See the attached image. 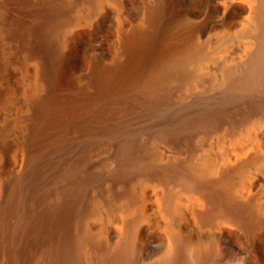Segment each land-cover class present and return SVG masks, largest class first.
I'll return each mask as SVG.
<instances>
[{"label":"bare ground","instance_id":"bare-ground-1","mask_svg":"<svg viewBox=\"0 0 264 264\" xmlns=\"http://www.w3.org/2000/svg\"><path fill=\"white\" fill-rule=\"evenodd\" d=\"M4 1L26 7L34 41L26 47L47 67L46 84L28 83L19 94L1 84L0 58V264H139L140 235L154 225L148 197L168 218L190 217L197 234L244 230L256 263L253 238L264 228V0H246L240 33L248 44L238 60L228 33L213 45L194 31L171 41L172 3L155 0L145 24L124 31L118 53L94 64L85 84L65 87L67 95L58 87L73 78L64 51L82 14L77 5L88 16L121 0ZM169 236L154 264H184L187 253V264H202L218 250L215 237L207 248L173 227Z\"/></svg>","mask_w":264,"mask_h":264},{"label":"rangeland","instance_id":"rangeland-1","mask_svg":"<svg viewBox=\"0 0 264 264\" xmlns=\"http://www.w3.org/2000/svg\"><path fill=\"white\" fill-rule=\"evenodd\" d=\"M33 1L34 0H32V2ZM37 1L41 0H36V2ZM154 1L155 0H121L120 3H105L100 11L90 13L88 16L84 13L86 5H77L82 12L80 15L81 19L79 18V22L74 27V32L68 35L64 51V61L66 60L67 62L64 63L67 68L71 69L70 77L73 78H69V84L67 83V85H64L63 81V85L61 84V87H58V90H60L59 92H61L60 95H67L69 91H71L72 86V89H76L85 84L89 80V71H91L94 64L96 65L104 61H109L117 54L120 46L121 34L124 31H130L132 27V30H134L135 27H140L142 24L144 25L146 22V6L152 4ZM161 1L172 3V22L175 23L173 26L177 27L175 28L176 30L173 29L174 27L172 28L171 34L173 36L171 37L173 39L176 38V40L171 38V41H178L176 43L181 44L188 38L189 33L194 31L198 33L201 43L206 42L207 44L210 43L213 45L219 33H228L231 36V41L228 44L232 49V58L238 60L244 55V46L248 44V40L244 38L240 32L243 23L249 15L248 1L234 0L227 9L220 6L221 0ZM8 5L9 4L5 3L4 0L0 1V58L3 59L4 57V61L6 62L7 77L1 84H3L4 87L9 85L14 86L20 94L28 83H34L35 85V82L39 81L41 85L44 81L46 84L44 76L47 64L42 56L35 55L34 57V55H29L28 44L30 42L32 44L33 37L30 33V36H28L27 32L28 26L26 24L29 23L30 17L27 14L26 7L24 5H21L22 7L18 5ZM17 7H20V9ZM178 27L180 28L178 29ZM181 28H183V30ZM189 30L191 32H189ZM183 36L185 38H183ZM26 45H28V47H26ZM55 45H59L57 39H55ZM31 56L34 58L32 59ZM70 82L72 84L74 82L75 85H72ZM77 84L78 86H76ZM3 86L0 85V88H3ZM183 92L181 91L180 94ZM199 93L201 92L196 93V95ZM147 200L149 202L147 213L152 217L154 225L148 230H143L140 235L136 257L139 264H154V262L156 263L158 260H161L170 237L169 229L172 227L179 229L183 235L193 234L194 240L200 241L203 245H206L207 248L212 247V239L213 237L216 238L218 250L213 251L212 254L210 253L202 264H264V254L260 250L262 245L261 242L264 240V228L260 229L262 233L260 230L259 232L257 231L259 234L256 232L257 238L256 236L253 238L255 240L253 244L257 257L256 263H251L249 261V252L252 242L247 240L244 230L236 229L237 227L232 225V229L229 228L231 227L229 225H222L223 229L218 228L219 231L216 228L213 230L205 227L203 229L204 232L197 234L196 231H194L195 227L190 217H185L181 222L171 216L168 218L160 213L156 202L152 201L149 197ZM172 218L174 220H172ZM226 229L237 237L236 242L232 239L230 240L225 233L223 234V231ZM110 240L112 243L114 241V243H117L119 241L118 234L111 233ZM243 245L245 248H241ZM247 245L249 248L246 247ZM207 258H209V260ZM188 261L189 257L187 253L185 254L184 264H187L186 262Z\"/></svg>","mask_w":264,"mask_h":264}]
</instances>
